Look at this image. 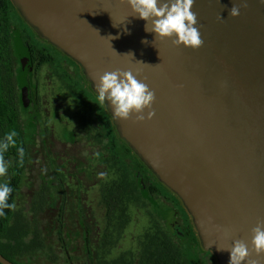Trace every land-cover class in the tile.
Listing matches in <instances>:
<instances>
[{
  "label": "water",
  "instance_id": "obj_1",
  "mask_svg": "<svg viewBox=\"0 0 264 264\" xmlns=\"http://www.w3.org/2000/svg\"><path fill=\"white\" fill-rule=\"evenodd\" d=\"M13 2L40 38L83 67L97 93L100 76L116 70L155 91L156 115L143 122L116 118L105 102L121 138L190 213L202 253L229 264L220 248L244 240L250 259L264 264L251 243L264 221V0H247L238 17L229 10L242 0H195L198 49L147 32L123 0ZM18 42L23 48L21 34ZM29 72L22 67L26 104ZM0 263L16 264L1 253Z\"/></svg>",
  "mask_w": 264,
  "mask_h": 264
},
{
  "label": "flooded vegetation",
  "instance_id": "obj_2",
  "mask_svg": "<svg viewBox=\"0 0 264 264\" xmlns=\"http://www.w3.org/2000/svg\"><path fill=\"white\" fill-rule=\"evenodd\" d=\"M14 18L20 19L17 11H14ZM20 23L27 34L35 40L33 30L25 26L21 19ZM42 40L47 44L42 49H47L52 53L54 63H47L39 67L36 62H33L31 55L26 53L20 54L23 57H21V62H18V69L21 70L22 67H26V70L30 71L28 75L30 103L26 104L23 101L24 105L20 109V123L24 135L28 139L26 151L29 158L23 173L22 183L25 180L31 182L36 179V177L32 178L33 173L28 172L29 167L43 163L49 169L48 175L45 173L37 174L44 184L43 188L37 191H45L46 186L49 185L46 183L47 179L50 182L52 177L55 178L52 185L54 192H50L46 196L52 198L54 201L53 208L58 209L52 218L53 228L72 230L75 212L81 215V222L84 220L88 227V222H91L87 219V212L84 213V203L80 198L90 192L88 188L92 182H100L101 186L105 188L102 191L105 201V198L107 199L111 194L115 181L120 174L125 172L126 162H128V170L131 173L129 178L133 179L137 189L133 197L137 200L138 205L143 203L142 209L147 219L151 218L148 216L149 211L157 207V215L159 212L164 215L166 222L164 225L175 227L181 235H184L177 242L187 251L186 254L192 264H196L194 259L197 260L198 264H216L218 259L212 251L201 252L200 239L198 245L189 249L188 236L192 233L193 223L191 224L186 212L175 199L166 192H158L157 181L159 179L146 165H142L137 154L121 138L115 120L106 104L99 105L98 93L85 74L83 67L58 48L48 45L50 44L49 41ZM26 49L29 50V47ZM46 66H48L49 73L55 74V77L47 79L40 76ZM14 80L19 81L20 86L21 78H14ZM47 81H52L50 88L54 93L51 95V108H47L46 98L48 96L47 87L49 86ZM20 95L22 98V90ZM62 116L66 119L62 121L60 131L56 133L55 121ZM65 132L66 134H64ZM13 159V157L10 159L12 165ZM110 162H112L111 170H119L118 175L111 174L113 172L110 171ZM11 167L10 176L12 174ZM86 169L92 173V182ZM84 176H86V180H84ZM70 178L76 179L75 190L68 187L69 183H72ZM141 186L144 187V191H141ZM35 192L33 191V193ZM43 198L36 202L31 200V203L33 205L39 204ZM75 198H77L76 201ZM110 206L105 205L107 211ZM49 208L51 207L47 206L43 212H48ZM165 209H171L172 213L166 214ZM89 240L91 244L93 237H89ZM195 250L198 252L194 253ZM78 253L69 252L68 257L72 260V254L77 257ZM140 261L138 259L135 264H139ZM129 262L130 258L128 262L124 261V263Z\"/></svg>",
  "mask_w": 264,
  "mask_h": 264
},
{
  "label": "trees",
  "instance_id": "obj_3",
  "mask_svg": "<svg viewBox=\"0 0 264 264\" xmlns=\"http://www.w3.org/2000/svg\"><path fill=\"white\" fill-rule=\"evenodd\" d=\"M14 11L18 12L23 24L33 30L35 40L22 28L21 23H16ZM19 34L23 39L24 52L18 42ZM46 45L36 30L24 19L13 0H0V141L4 140L6 133L13 130L18 133V136L15 137L16 146L10 147L4 153L6 162L12 157L14 158L11 178L4 184H8L14 189L8 202L15 203V209H5L6 215L0 216V253L16 264H39L38 259L40 258H44L46 264H72V262L73 264H129L124 261L128 262L129 258L131 260L132 255L136 254V247L134 244L127 245L128 241L123 237L128 232V226L132 221L131 208L135 201L137 203L133 197L137 189L133 179L129 178L131 173L128 170V162H126L125 172L120 174V177L115 181V186L111 189V194L107 197V199L114 197H121V199L118 203L108 205H111L107 213L109 229L105 234L104 244L99 246L94 244L96 230L87 227L84 220L81 222V215L78 212L73 214L74 228L72 230L54 229L52 222L47 224L48 227L46 226L45 230L39 227L33 230L31 227L25 226L24 215L16 209L15 199L19 193L23 173L29 159L26 151L28 139L25 137L20 123V109L24 102L20 95V104L15 103V94L9 90L6 72H10L11 77L21 78V70L18 69L16 73L13 63L14 61L20 63L21 57H23L20 54L25 53L30 54L33 62H36L39 67L47 63H54L52 53L47 49H42ZM48 45L55 48L52 43ZM27 47L29 50L26 49ZM17 83L19 84V81ZM21 147L25 153L22 164L17 150ZM142 165L145 164L142 162ZM157 190L159 193L166 192L175 199L186 212L191 224L193 223L190 213L183 207L180 199L164 187L159 180L157 181ZM141 191H144L143 186H141ZM47 206H50L51 209L54 206V203H49V197H44L39 204L35 203L33 205L35 216H39ZM164 212L172 213L171 209H165ZM148 216L151 218L146 219L143 223L144 227L138 231L142 240L141 251L144 257L139 264H192L186 254L187 251L177 242L184 235H181L175 227L164 225L166 224L164 215L161 212L157 215V207L150 210ZM148 220L150 221L149 225L145 227ZM37 224L40 225L41 221L38 220ZM192 228V233L188 236L189 249L199 244V236L194 223ZM54 235L58 240L53 239ZM89 237H93L91 244ZM75 239L81 241V247L78 246L76 249L72 247V242H75ZM74 250H79V253L77 257L72 254V261L68 257V253H72ZM193 261L198 264L196 259Z\"/></svg>",
  "mask_w": 264,
  "mask_h": 264
},
{
  "label": "clouds",
  "instance_id": "obj_4",
  "mask_svg": "<svg viewBox=\"0 0 264 264\" xmlns=\"http://www.w3.org/2000/svg\"><path fill=\"white\" fill-rule=\"evenodd\" d=\"M127 2L139 18L145 20V30L154 32L161 39H172L176 46L200 48L204 41L201 39L198 24V14L192 11L195 0H123ZM241 6L247 7V0H242L241 5L233 4L229 10V16L238 17ZM223 19V17H220ZM151 21L152 27H148ZM145 44L147 40L143 41ZM128 55V54H126ZM132 55V54H131ZM98 88L99 105L110 101L114 115L118 119L128 120L135 114L137 122H143L146 118L152 119L156 113L152 108L156 101V93L146 83L139 81L131 71L116 70L105 72L100 76ZM145 109H148L145 117ZM18 133L13 130L5 134L0 141V177L6 175L8 165L4 153L10 147L16 146L15 137ZM21 164L24 158V149L18 148ZM14 189L8 184L0 185V216L6 215L5 209H15V203H9ZM252 245L257 255L264 253V221H260L252 229ZM221 251H230L229 264H258L257 260L250 259L252 250L244 240H236L231 248H220Z\"/></svg>",
  "mask_w": 264,
  "mask_h": 264
},
{
  "label": "rangeland",
  "instance_id": "obj_5",
  "mask_svg": "<svg viewBox=\"0 0 264 264\" xmlns=\"http://www.w3.org/2000/svg\"><path fill=\"white\" fill-rule=\"evenodd\" d=\"M20 23V19H17L16 23ZM27 29V27H26ZM14 64V68L16 70L17 73V69L19 67V63L17 61H15ZM45 65V64H44ZM43 74H41V77H45L47 79L55 77V74H50L49 70H48V66H46L43 71L41 72ZM6 79L9 82V90L15 94L14 100L16 104H20V94H21V90H20V86L17 83V81L14 80V76L11 77L10 76V72H6ZM47 84L49 85L47 87L48 90V96L46 98L47 101V108H51L52 106V101H51V95L54 94L52 92V89L50 88V85L52 84V81H47ZM21 107V106H20ZM20 109V108H19ZM66 117H60L58 118L56 122V133H58L60 131V125L62 124V121L65 120ZM66 134V132L64 133ZM7 165H8V169H7V173L6 175L0 177V185L4 184L5 181L10 180L11 176H10V167L12 165V162L9 160L7 161ZM110 165V171L113 172L111 173L112 175L116 176L119 173V170H111V165L112 162L109 163ZM28 172L33 173L34 175L32 176V178L36 177V179L34 181H29V180H25L23 181V183L21 184V187L19 189V193L17 194V198L15 199L16 201V209L18 212L22 213L24 215V223L26 224L25 226L31 227L33 230H35L37 227L45 230L46 226L48 227V223L52 222V218L54 217V215L58 212V209L56 208H49L48 212H42L39 216H35V212L33 207V203H31V200L36 202L39 199H41L42 197H46L50 194V192H54V187L53 185V180L55 179L54 177H52V181L49 182V179H47V184H49L48 186H46L45 191H37L38 189H42L43 188V182L41 181V179L37 176V174L39 173H45V174H49V169L43 164H38L37 166H33V167H29L28 168ZM87 174L90 175L91 179L89 176H87L88 179H90V181H93V176L91 175L92 173H90V171L88 169H86ZM120 177V176H119ZM84 180H86V176H84ZM70 181L72 183H69V189H76L75 185H76V179L72 180V178H70ZM90 192L86 195H84V197L80 198V200L82 201L83 204V210L85 211L84 213H86V215H88L87 219H89V221L91 223L88 222V225L90 227H93L94 230H96V234L94 237V244L96 246H99L100 244H104L105 243V234L109 229V224H108V220H107V209L105 208V205H109L111 203H118L121 199V197H114L111 199H106L104 201V195L102 194V191L105 190V188H103L101 186V183H95L92 182L91 185L89 186ZM33 191H36L35 193H33ZM32 196V197H31ZM77 198H75L76 201ZM54 201H52V198H49V203H51ZM142 204L140 203L139 205L137 203L132 205L131 211V219L132 221L130 222L129 226H128V232L124 235V240L128 241L127 245L130 244H134L136 247V254L132 255L131 260L129 263H134L138 260V259H144L143 255H142V251H141V245H142V241L139 235V230L142 229L144 227L143 223L146 221L147 216L146 214L143 212L144 210L142 209ZM41 221V224H37V221ZM149 220L146 222L145 227H147L149 225ZM24 228V227H23ZM26 228V227H25ZM102 237L104 238L102 241ZM51 239V238H50ZM54 240H58L57 236L54 235L53 237ZM78 246L81 247V241L78 239H75V242H72V247L74 249H76ZM79 251V250H78ZM78 251L74 250L73 253H77ZM39 264H46V260L44 258H40L38 259ZM64 263V262H63Z\"/></svg>",
  "mask_w": 264,
  "mask_h": 264
},
{
  "label": "crops",
  "instance_id": "obj_6",
  "mask_svg": "<svg viewBox=\"0 0 264 264\" xmlns=\"http://www.w3.org/2000/svg\"><path fill=\"white\" fill-rule=\"evenodd\" d=\"M14 63H15V61H14Z\"/></svg>",
  "mask_w": 264,
  "mask_h": 264
}]
</instances>
